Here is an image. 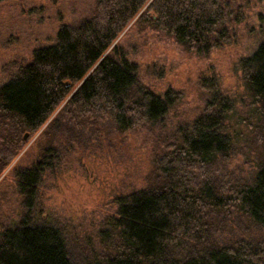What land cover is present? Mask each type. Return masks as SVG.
<instances>
[{
	"label": "trees",
	"instance_id": "trees-1",
	"mask_svg": "<svg viewBox=\"0 0 264 264\" xmlns=\"http://www.w3.org/2000/svg\"><path fill=\"white\" fill-rule=\"evenodd\" d=\"M254 3L96 0L89 16L62 23L53 42L15 64L0 86V175L58 112L41 133L40 161L15 172L22 210L17 223L0 230V264H264L258 236L221 243L211 232L232 215L264 232V36L239 63L246 115L217 82L205 81L202 112L158 136L147 185L115 198L117 209L94 241L75 250L62 229L36 211L39 185L63 141L107 123L120 133L153 131L181 98L144 83L139 65L119 45L123 34L151 29L206 57L235 40ZM243 125L259 134L257 171L251 179L217 182L209 170L232 154Z\"/></svg>",
	"mask_w": 264,
	"mask_h": 264
},
{
	"label": "rangeland",
	"instance_id": "rangeland-1",
	"mask_svg": "<svg viewBox=\"0 0 264 264\" xmlns=\"http://www.w3.org/2000/svg\"><path fill=\"white\" fill-rule=\"evenodd\" d=\"M253 1L254 7L235 40L206 57L189 53L174 40L147 28L132 27L120 37L119 45L139 65L144 83L161 94L167 90L179 92L181 98L153 131L120 133L107 123L94 131H80L73 137L74 142L63 141L59 159L53 169L48 168L39 185L36 211L59 226L75 250L96 239L106 219L117 209L116 197L147 185L158 136L171 133L180 123L192 122L202 112L207 101L205 81L217 82L224 93L237 100L239 113L246 115L240 107V101L248 97L239 63L256 51L264 36V0ZM95 4L96 0L0 2V86L7 82L15 64L29 61L36 48L55 40L62 23L89 16ZM52 118L28 138L21 154L0 175V230L13 226L20 218L21 196L15 172L40 161L44 150L41 144L46 143L41 133ZM241 133L232 154L209 170L217 182L251 179L257 171L259 134L245 125ZM211 232L221 243L252 236L264 240L263 231L254 232L235 215L217 221Z\"/></svg>",
	"mask_w": 264,
	"mask_h": 264
},
{
	"label": "water",
	"instance_id": "water-1",
	"mask_svg": "<svg viewBox=\"0 0 264 264\" xmlns=\"http://www.w3.org/2000/svg\"><path fill=\"white\" fill-rule=\"evenodd\" d=\"M119 39H120V38H119ZM27 137H28V135L25 136V138H27Z\"/></svg>",
	"mask_w": 264,
	"mask_h": 264
}]
</instances>
